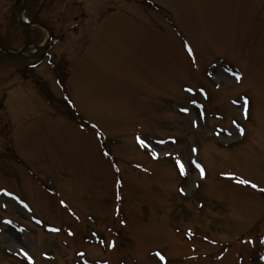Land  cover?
Returning <instances> with one entry per match:
<instances>
[{"label": "rangeland", "instance_id": "rangeland-1", "mask_svg": "<svg viewBox=\"0 0 264 264\" xmlns=\"http://www.w3.org/2000/svg\"><path fill=\"white\" fill-rule=\"evenodd\" d=\"M150 1L0 0V264H264V0Z\"/></svg>", "mask_w": 264, "mask_h": 264}, {"label": "water", "instance_id": "water-1", "mask_svg": "<svg viewBox=\"0 0 264 264\" xmlns=\"http://www.w3.org/2000/svg\"><path fill=\"white\" fill-rule=\"evenodd\" d=\"M24 1H25V0H23V2H24ZM22 9H23V6L21 5L20 10H19V14H18V18H19V20H20L21 22H23L24 24H27V25L31 24L30 22H25V21L22 20V17H21V11H22ZM40 25H42V26L44 27L43 24H40ZM48 36H50V32H48ZM47 40H48V38L45 40V42H47ZM43 44H44V43H41V44H39V45H35V47H36V48H40V47L43 46ZM0 49H1L2 51H4L5 53H10V54H18V53H21V50H19V51H15V52H14L13 50H7V49H4V47H2V46H0Z\"/></svg>", "mask_w": 264, "mask_h": 264}, {"label": "snow or ice", "instance_id": "snow-or-ice-1", "mask_svg": "<svg viewBox=\"0 0 264 264\" xmlns=\"http://www.w3.org/2000/svg\"><path fill=\"white\" fill-rule=\"evenodd\" d=\"M237 79H239V77L237 76ZM140 143L143 144L144 141L143 140H140ZM197 167H199V165H197ZM181 169L183 171V167L181 165ZM201 174L203 175V170L201 169ZM241 183H249L248 181H241ZM253 187H255V185H252ZM21 251L23 252V249H21ZM25 256H28V253L27 252H24L23 253ZM157 255H159V253H157ZM29 259H31V257H28ZM161 259H163V257L161 256Z\"/></svg>", "mask_w": 264, "mask_h": 264}, {"label": "trees", "instance_id": "trees-1", "mask_svg": "<svg viewBox=\"0 0 264 264\" xmlns=\"http://www.w3.org/2000/svg\"><path fill=\"white\" fill-rule=\"evenodd\" d=\"M140 1H141L142 4L145 5V6H149V7L154 6L153 3H151V2H149V1H147V0H140Z\"/></svg>", "mask_w": 264, "mask_h": 264}]
</instances>
